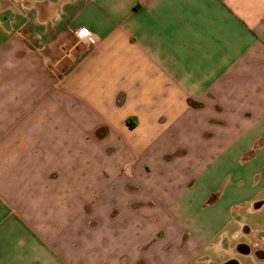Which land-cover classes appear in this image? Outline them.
Returning a JSON list of instances; mask_svg holds the SVG:
<instances>
[{
    "label": "crops",
    "instance_id": "obj_1",
    "mask_svg": "<svg viewBox=\"0 0 264 264\" xmlns=\"http://www.w3.org/2000/svg\"><path fill=\"white\" fill-rule=\"evenodd\" d=\"M262 189L264 0H0V264H188Z\"/></svg>",
    "mask_w": 264,
    "mask_h": 264
},
{
    "label": "rangeland",
    "instance_id": "obj_2",
    "mask_svg": "<svg viewBox=\"0 0 264 264\" xmlns=\"http://www.w3.org/2000/svg\"><path fill=\"white\" fill-rule=\"evenodd\" d=\"M219 174H220V178L222 179L227 174V171L223 170ZM196 185L203 186V183L201 182L200 179H198L196 181ZM97 190H101V189H97ZM112 191L113 190L110 191L111 192L110 194H108L106 191V193L104 194L105 200L103 201V204L98 207V211H109L110 216L116 217L117 213L122 211L121 206H122V203L125 202L127 203L126 211L130 212L129 209H133V206L129 207V203L131 200L130 198L131 196L129 195V192H126V198L124 199V197L119 192L117 193V192H112ZM187 195L188 196L186 197L188 198V197H191L193 195H198V194L196 193V190L194 189V190L189 191ZM81 196L83 197V195ZM193 198H188V199L192 200ZM259 199L264 200V189H262ZM193 203H194V199L191 203H186V205H191ZM236 214H237L236 215L237 218L235 221L237 223V227L243 233H245L244 227H247L248 229L249 228L252 229V232H253L251 236L240 233L242 235L239 237V240H245V242H248V244H251L252 242L256 241L259 243V247L263 249L264 248V202H263V205L257 209H253V206L250 203L246 205L245 208L239 209ZM125 220L127 221V223L129 222V219L127 217L125 218ZM143 221L151 222L149 221V219H144ZM162 223L163 221L158 220V227ZM230 246L231 248L234 247L233 245H230ZM220 250H221L220 248L214 249L212 247L204 249L203 251L198 253L188 264H220L223 258L231 257V256H236L238 259L241 260L242 264H250L249 262H247V261H250L249 258H247L246 256H241L239 254L237 255V253H235V247L233 251L220 252Z\"/></svg>",
    "mask_w": 264,
    "mask_h": 264
},
{
    "label": "flooded vegetation",
    "instance_id": "obj_3",
    "mask_svg": "<svg viewBox=\"0 0 264 264\" xmlns=\"http://www.w3.org/2000/svg\"><path fill=\"white\" fill-rule=\"evenodd\" d=\"M235 253L249 258L250 261L247 262L250 264H264V248H260L259 243L256 241L251 244H248V242H242L236 247ZM226 262H228V264H242L241 260L236 256L228 257L226 260L221 261L220 264H224Z\"/></svg>",
    "mask_w": 264,
    "mask_h": 264
},
{
    "label": "built area",
    "instance_id": "obj_4",
    "mask_svg": "<svg viewBox=\"0 0 264 264\" xmlns=\"http://www.w3.org/2000/svg\"><path fill=\"white\" fill-rule=\"evenodd\" d=\"M78 34H79V36L89 37V38L91 39V41L94 43V38H93L92 34L89 33L88 29H86V28H81V29L78 31Z\"/></svg>",
    "mask_w": 264,
    "mask_h": 264
},
{
    "label": "water",
    "instance_id": "obj_5",
    "mask_svg": "<svg viewBox=\"0 0 264 264\" xmlns=\"http://www.w3.org/2000/svg\"><path fill=\"white\" fill-rule=\"evenodd\" d=\"M224 264H228V262L224 263Z\"/></svg>",
    "mask_w": 264,
    "mask_h": 264
}]
</instances>
